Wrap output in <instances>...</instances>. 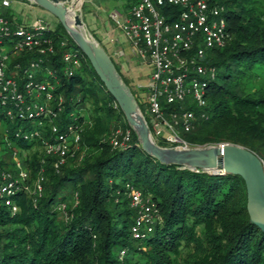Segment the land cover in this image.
I'll return each instance as SVG.
<instances>
[{
  "label": "trees",
  "instance_id": "16d2710c",
  "mask_svg": "<svg viewBox=\"0 0 264 264\" xmlns=\"http://www.w3.org/2000/svg\"><path fill=\"white\" fill-rule=\"evenodd\" d=\"M217 1L226 8L230 39L206 51V62L216 66L215 76L206 78L207 117L195 121L181 136L190 146L241 144L264 165V87H253L251 80L257 70H264V13L247 12L241 0ZM162 10L175 12L176 7L165 5ZM55 28L48 32L55 52L46 63L57 73L54 94L64 101L53 122L60 132L69 124H79L89 94L94 126L82 128L81 147L71 149L57 171L52 167L54 158L43 153V142L51 135L47 118L42 119V127L33 119L6 127L10 138H18L14 144L28 151L32 177L44 159L45 180L35 205L22 192L14 196L19 210L12 212L0 204V264H264V232L248 222L245 182L238 174L161 164L142 150L132 129L124 146L111 147L100 141L99 132L118 124L129 126L118 104L113 107L114 98L88 58L59 21ZM59 38L66 45L57 43ZM68 48L84 56L70 75L62 71L61 54ZM96 90L102 92L100 97ZM135 98L142 110L144 102ZM162 106L168 114L177 104L162 101ZM22 122L26 125L19 127ZM32 129L43 130L42 136H15L17 131L30 133ZM157 143L165 145L164 141ZM84 147L87 151L79 154ZM125 183L150 195L160 212L143 237L131 235L135 213L129 207ZM199 225L203 228L196 234ZM181 244L189 251L179 262L170 254H176Z\"/></svg>",
  "mask_w": 264,
  "mask_h": 264
},
{
  "label": "built area",
  "instance_id": "2783aa9c",
  "mask_svg": "<svg viewBox=\"0 0 264 264\" xmlns=\"http://www.w3.org/2000/svg\"><path fill=\"white\" fill-rule=\"evenodd\" d=\"M10 0H0V117L10 121L37 120L42 127L48 119L50 140H44L43 153L51 155L57 171L79 145V124H69L59 131L54 121L62 108L63 98L55 96L58 77L46 62L54 54L55 43L48 34L49 22L39 16L28 24L17 22L8 14ZM165 5L176 11H164ZM127 14L116 6L110 18L121 28L136 55L146 63L148 78L142 85L145 101L142 112L152 139L164 146L191 147L181 136L189 132L198 119L207 117L206 78L214 77L216 66L206 62V51L224 45L230 39L225 19V6L217 0H132L125 1ZM57 43L66 45L65 39ZM15 56L14 59L11 57ZM63 73L70 75L80 67L84 56L71 48L61 54ZM162 101L177 104L166 114ZM117 106L116 101L112 102ZM140 108V107H139ZM43 119V120H42ZM0 141V204L12 212L19 210L14 196L25 193L33 205L42 196L44 159L32 177L31 161L25 148L14 147L7 129ZM43 130L32 129L19 134L25 139L41 137ZM111 147L124 146L131 139V128H113ZM158 144V143H157ZM8 151L9 157L4 153ZM126 184L129 207L135 213L130 225L133 238L143 237L160 218L154 200L138 187ZM76 196V194H74ZM65 204L62 205V208ZM124 250L120 251L122 256Z\"/></svg>",
  "mask_w": 264,
  "mask_h": 264
},
{
  "label": "water",
  "instance_id": "95a60500",
  "mask_svg": "<svg viewBox=\"0 0 264 264\" xmlns=\"http://www.w3.org/2000/svg\"><path fill=\"white\" fill-rule=\"evenodd\" d=\"M28 1V0H27ZM52 14L67 32L71 41L86 56L106 91L118 104L126 123L135 132L140 147L161 164L203 169L213 173L238 174L245 182L248 222L264 232V165L259 156L238 143L160 146L151 137L139 104L126 84L113 59L93 36L84 31V21L73 0H30Z\"/></svg>",
  "mask_w": 264,
  "mask_h": 264
},
{
  "label": "rangeland",
  "instance_id": "374dc122",
  "mask_svg": "<svg viewBox=\"0 0 264 264\" xmlns=\"http://www.w3.org/2000/svg\"><path fill=\"white\" fill-rule=\"evenodd\" d=\"M10 6L8 8V11L11 15H14V17L16 18V20L22 21L25 20V22H29L32 19H34L35 16H39L41 18H44L47 22H49L50 26L49 29L54 30L56 29L55 26L57 24V19L50 14L48 11H46L44 8L39 7L38 5L33 4L32 2H30V0H10ZM125 1H132V0H125ZM73 2L77 5L76 7H78V12L82 13V8H83V4L85 3L83 0H73ZM121 2H123V0H91V5L94 8L92 11V15L94 17H100L101 19H104V23H106V25H109V27H115L116 23L110 18V11L114 8V5L117 4L118 6H120ZM242 5H245V9L247 12H252V10H259V12L264 13V0H258L257 2L254 3H250L249 0H241ZM125 5H123V8ZM123 8H121V10L123 11ZM22 9V11L20 12V10ZM83 14V13H82ZM91 15V14H89ZM91 15V16H92ZM99 15V16H98ZM83 17V16H82ZM84 27V31L87 32L88 34H90L89 30L87 27ZM59 31L61 32L62 30L59 29ZM123 34V33H122ZM92 36V34H90ZM125 37V36H123ZM134 70L139 74V78L142 80L143 82L148 78V74H147V65L146 63H144V61L139 57V55L135 56L134 54ZM12 59L15 58V56L11 57ZM256 74L252 76L251 80H253V87H264V70L260 69L257 70L255 72ZM123 78L125 79V81L127 82V84H129L127 78L123 75ZM79 86V85H77ZM130 88H132V92L134 94V96L136 95L138 100L140 102H144L146 97H145V92L144 90H142V86H139V88H135L134 86L130 85ZM136 90V91H135ZM76 93V92H74ZM95 95L97 97H100L102 95V92L100 90H96ZM92 96H90L89 94L85 96V101H84V108H83V112L82 114L84 115L83 120L79 123L80 127L84 129L85 126H87V128H93L94 126V119H93V110H92ZM139 104V103H138ZM3 107H0V114L2 111ZM77 110H79L80 108H76ZM114 119H112L113 121ZM17 123L16 121H6L4 118L0 117V141L3 140L4 136L3 134V130H5V128L7 126H10L11 124ZM26 122H22L19 124V127L25 126ZM114 126V125H113ZM114 128V127H113ZM113 128H111L109 131L106 132H99V134L97 135V137L100 139V141H106L109 143L110 140V135L112 133ZM18 138H11L12 144L17 142ZM14 145V147H16L17 145ZM79 147H81L80 145H78V147L76 149H78ZM75 149V150H76ZM86 147H84L83 149H81V152L79 154H83L84 152H86ZM28 152V151H27ZM5 157H9V152L6 151L4 153ZM80 156V155H79ZM64 212V217L68 218V215L66 214V212L63 210ZM203 228V225H199L198 227H196L194 229V231L196 232V234H198ZM142 249H144V247L142 246ZM189 251V247L186 245L181 244L178 252L176 254L171 253V257L175 258L177 261H182L183 258L186 256L187 252Z\"/></svg>",
  "mask_w": 264,
  "mask_h": 264
},
{
  "label": "crops",
  "instance_id": "0c3cea01",
  "mask_svg": "<svg viewBox=\"0 0 264 264\" xmlns=\"http://www.w3.org/2000/svg\"><path fill=\"white\" fill-rule=\"evenodd\" d=\"M83 1L85 2L82 8L83 14L81 13V10L80 13L83 16L82 18L84 21V26L88 28L90 34H92L95 40L98 41L100 44H102V46L105 48L107 53L113 59V62L117 67V70L120 71L122 76L124 75L127 78L129 84L134 86V89L139 88V86H142L145 83V81L143 82V79L141 80L139 78V74L133 69L135 66L134 64L135 52L133 50L131 43L126 39V37H123L125 35L121 30V28L117 25L115 27H109V25H106V23H104V19H101L100 17H94L92 15V11L94 8L91 5V0H83ZM123 5H125V0L121 2L120 6H118L117 4H115L114 6H116L125 15L128 12L125 6H124L125 9L123 8ZM8 8H7V12L9 15H11L8 11ZM121 8H123V11L121 10ZM21 11L22 9L20 10V12ZM89 14H91L92 16ZM11 17L16 20L14 15H11ZM16 21L25 24L31 22V21L25 22V20L22 21L16 20ZM135 56L137 55L135 54Z\"/></svg>",
  "mask_w": 264,
  "mask_h": 264
},
{
  "label": "bare ground",
  "instance_id": "6f19581e",
  "mask_svg": "<svg viewBox=\"0 0 264 264\" xmlns=\"http://www.w3.org/2000/svg\"><path fill=\"white\" fill-rule=\"evenodd\" d=\"M74 3V2H73ZM75 4V3H74Z\"/></svg>",
  "mask_w": 264,
  "mask_h": 264
}]
</instances>
